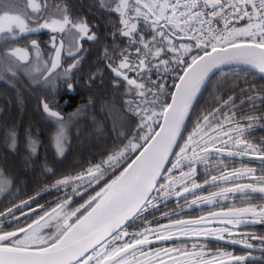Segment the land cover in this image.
I'll use <instances>...</instances> for the list:
<instances>
[{
  "label": "snow or ice",
  "instance_id": "6c2138e0",
  "mask_svg": "<svg viewBox=\"0 0 264 264\" xmlns=\"http://www.w3.org/2000/svg\"><path fill=\"white\" fill-rule=\"evenodd\" d=\"M99 7L118 14L119 27L117 23L109 22L113 28L111 37L113 40L124 38L126 47L117 52L115 49L118 45L114 44L113 50L109 52L108 46H105L102 59L114 74L113 87H125L123 110L139 118V134L101 163L75 176H63L51 187L72 184L73 192L79 194L77 189L80 186L86 184L91 187L103 179L109 169L125 159L128 153L142 150L119 176L86 201L91 211L77 217L75 223H69L68 220L76 216L80 208L65 212V207L71 201V196H68L51 213L46 212L27 228L4 231L0 227V264H225L224 257L229 258V264H242L250 257L223 252L206 256L203 251L196 250L198 246L195 244L192 246L193 251L172 248L145 253L142 248L151 243L150 235H155L157 240H167L177 234L229 239L231 243L242 244L246 249L253 248L249 240L259 239L264 245V237L234 231L241 225L264 224V204L252 203L257 195L264 199V140L262 145H255L247 138V134L257 127H264L261 123L264 121V90L249 85L237 91L235 82L227 87V82L218 84L217 92L224 89L225 93L231 92V95L227 99L223 95L215 96L218 106L202 115L183 146L177 143L197 93L214 69L223 65L243 64L264 74V0H99ZM221 22L222 27L219 26ZM236 22L243 24L237 26ZM93 27L95 25H89L84 17L73 18L72 9L66 0L63 3L57 0H0V47L26 35L48 30L54 50V55L41 64L42 53L36 40H32L28 46L7 49L0 58V80L9 75L12 79H18V73L13 71L14 66L33 78L43 77L40 82L54 87L52 77H60L56 70L62 66L61 55L66 42L68 56L74 59L63 72L64 78L69 79L81 63L79 53L83 50L82 41L99 40L96 32L92 31ZM186 40L194 41V44L184 42ZM29 47L34 50L35 64ZM170 72L177 74L178 82L172 85L174 91H169L166 84ZM129 73L134 75L130 76ZM98 75L102 74H93L90 79ZM244 83L248 85L247 81ZM66 86L69 91L73 90V84L67 83ZM237 97L243 98L237 101ZM41 105L47 116L60 124L55 137V149L62 155L66 142L64 117L53 111L46 101L42 100ZM245 105L248 106L247 111L253 114L237 119L238 112L244 110ZM224 108L230 111L223 113L221 119L219 114ZM258 112L260 114L256 115ZM118 122L122 125L124 120L117 121L114 116V128ZM153 125L158 126L159 131ZM225 125H228L227 130ZM209 132L215 135H209ZM8 139L14 149L17 134L10 132ZM136 140L143 143L134 142ZM174 145L179 148V152L174 153L176 160L170 162L168 157ZM29 147L31 152H36V142L31 138ZM213 153L258 160L262 174L256 175L257 169L247 166L234 168L230 172L216 168L220 175L205 179L203 184L197 183L196 165L211 164L210 156ZM165 162L171 163V168L167 169L170 173L173 169H180L179 176L169 177L168 184L157 187V177L161 175ZM218 163L222 165L223 160ZM184 166L187 171L183 170ZM46 170L52 172V169ZM208 172L206 168L205 175ZM241 177H249L251 182L236 183ZM230 180L233 181L230 187H219L218 191L207 196H195L189 206L213 203L217 197L228 199L230 193H239L241 203L246 204V207L209 212L207 216L195 220H173L158 228L145 227L131 234L129 241L113 246V242L130 235L123 228L126 221L149 208H157L159 196H152L153 192L164 198L173 195L180 198L209 183ZM176 184L181 186L179 190H176ZM13 186V182L0 171V193H9ZM34 199L29 197L0 212V218H3L0 219V225L8 217L18 223L19 217L15 212L20 211V215L24 216L23 206ZM163 215L168 216L169 213ZM45 217L56 220L58 224L57 232L47 239L41 235V228L47 225ZM60 220H63V224H59ZM212 220L222 226L193 227L211 223ZM149 223L145 221V224ZM237 235L239 239L234 238ZM137 251H140L143 259L136 256ZM173 252L183 259L172 256ZM162 256H167L168 261ZM251 259L264 261V256Z\"/></svg>",
  "mask_w": 264,
  "mask_h": 264
},
{
  "label": "trees",
  "instance_id": "16d2710c",
  "mask_svg": "<svg viewBox=\"0 0 264 264\" xmlns=\"http://www.w3.org/2000/svg\"><path fill=\"white\" fill-rule=\"evenodd\" d=\"M63 3L65 0H57ZM72 9L73 18L84 17L89 25H95L93 32L99 37L97 42L82 41L83 50L79 53L82 57L78 70L70 74L69 79L63 76L64 69L74 62L68 56V52L62 56V66L56 72L60 77H52L50 87L40 82V76L31 77L17 70L18 79H12L10 75L0 80V171L4 176L13 182V187L4 196H0V212L5 204H19L29 197L35 199L29 204L57 206L68 196L71 201L65 207L67 211L80 208L76 216L71 217L68 222L72 223L77 217L89 209L88 203L91 197L101 191L107 183H110L139 152H130L118 165L107 171L103 179L92 184L91 187L82 185L77 189L79 194L73 192V185L51 187L57 179L63 176H75L90 166L101 163L110 154L122 149L129 140L139 134L137 125L140 123L138 117L126 113L123 110L125 87H113V75L102 59L103 49L108 46L109 52L113 45H118L116 51L126 47L124 38L118 37L115 40L111 37L113 28L110 21L118 24V14L106 12L99 7V0H66ZM34 26V25H33ZM59 37V36H58ZM60 38V37H59ZM32 40H36L44 51V57L52 54L51 33L42 30L36 34H29L15 41L4 44L0 47V58L4 52L16 46H28ZM9 47V48H8ZM30 48V47H29ZM101 73L95 79H90L93 74ZM133 73H129L131 76ZM176 73L170 72L166 81L169 91L177 81ZM155 79V76H153ZM248 82V85L244 83ZM233 84L239 88L249 85H256L264 90V78L252 68L242 65H229L214 72L202 86L189 110L188 119L190 125H195L193 120L202 117L201 111L214 109L218 105L215 96L223 95L227 99L231 92H224V89L217 92L218 84ZM67 83L73 84V90L69 91ZM243 97H237V101ZM44 100L53 109L59 111L64 117L66 128V142L63 154L55 149V137L60 127L59 122L51 119L42 111L41 101ZM244 110L238 112V117L252 115ZM119 110V111H117ZM224 108L222 111H228ZM227 112V113H228ZM259 115L260 113H255ZM117 121L123 119L114 128L113 118ZM264 124V121H261ZM156 129L157 126L153 125ZM185 129V128H183ZM183 129L178 141L184 135ZM17 134V143L14 149L8 139L10 132ZM247 137L257 144L264 140V127H257L255 131L247 134ZM36 142V152L30 151L29 139ZM136 143H143L136 140ZM46 169H52V172ZM53 172L55 173L53 175ZM39 193V195H37ZM83 205V207H81ZM242 264H264L263 261L252 260Z\"/></svg>",
  "mask_w": 264,
  "mask_h": 264
},
{
  "label": "flooded vegetation",
  "instance_id": "af4514ba",
  "mask_svg": "<svg viewBox=\"0 0 264 264\" xmlns=\"http://www.w3.org/2000/svg\"><path fill=\"white\" fill-rule=\"evenodd\" d=\"M187 43H193L192 41H184ZM53 49V48H52ZM196 50L194 49V52ZM187 59V58H186ZM132 75V74H131ZM54 103H51L50 107L53 106ZM212 111V109L201 111L202 114H207L208 112ZM230 111V110H229ZM228 111H222L221 114H219L220 118L222 119V114L227 113ZM202 118V117H201ZM201 118H198L197 120H193L195 125L196 123L201 120ZM237 119H240V117H236ZM195 125H190V122L186 121L183 132L184 135L182 138L177 141V143L181 146L185 143L187 140V137L189 134L192 133V131L195 128ZM228 125H225V130H227ZM205 131H208L205 129ZM209 135H215V133L209 132ZM248 138V137H247ZM199 139V137H197ZM226 139V137H225ZM249 139V138H248ZM251 141V140H250ZM252 142V141H251ZM253 143V142H252ZM255 145H262L253 143ZM220 145H217L219 147ZM179 152V148L175 146L174 151L171 155V158L169 159L170 162H174L176 160V156L174 153ZM191 154V150H189V155ZM211 164L205 165L203 163H199L196 165L197 167V177H195L196 182L203 184L205 179H209L211 176H218L220 175V171H216V168H219L221 171H232L234 168L239 169L242 166L252 167L257 169L256 175H261L262 173L259 171L261 168V163L258 160H252L250 157L244 156H228L227 154H224L222 156H218L215 153H213L210 156ZM223 160V164H219L218 161ZM168 162L167 167L160 179V181L157 184V187H159L160 184H168L169 183V177H178L180 169H173L172 172H168L167 169L171 168V163ZM208 168L209 172L208 175H205V169ZM184 171H187V167H183ZM236 183H250L251 178L249 177H241L239 180L235 181ZM233 181H218L216 184L209 183L208 185H204L202 189H197L195 192H189L184 194V196L177 198L174 195L169 196L167 198H164L157 192H153L152 196H159L158 206L157 208H149L147 211L140 213L138 216L134 217L129 223H127L123 228L126 230L130 235L125 236L122 238V240L118 242H113V246H115V243H124L126 241H129L132 237L131 234L140 232L145 227H151V228H158L160 225H167L173 220H195L201 216H207L209 212H218L221 210H227L232 207L241 208L246 207L247 205L244 203H241L240 196L241 194H229L228 199H221L220 197H217L213 203H203V204H197L192 205L191 204L192 199L195 196H207L211 192L218 191L219 187H230L232 185ZM190 187V183L188 184ZM180 185L176 184L175 188L176 190L180 189ZM6 193H0L1 195H5ZM252 203L256 205L264 204V199H260L257 195V198L252 201ZM13 204H5L3 206L2 212H4L7 208L12 207ZM56 206H45V205H39V204H28L27 206H23V212L25 213L24 216L20 215V211H16L15 215L19 217V222L17 223L15 220L12 219V217H8L3 225H0V227L3 228L4 231H13L17 227H24L27 228L29 224H32L33 221H38L41 216H44V214L51 213L52 209ZM30 209H34L35 211H30ZM67 211V210H64ZM169 213L168 216H164L163 213ZM3 219V218H0ZM45 221L47 222V225L41 228V235L44 238H49L53 236L57 232V221L55 220H49L48 217H45ZM145 221H149L151 223L145 224ZM154 221V222H153ZM51 222V223H50ZM59 224H63V220L59 221ZM222 225L218 223L216 220H212L211 223L208 224H201V225H194L193 227L196 228H216L221 227ZM237 233H250L254 234L257 237H264V224H247V225H241L238 229H235ZM181 236H191L190 238L185 239H176L174 241H165L160 243H154V244H148L144 245L142 248V251L145 253L148 252H156L160 249H172V248H185L187 249H193V245H197L196 250L203 249L207 251L206 254H212L216 255L220 252L223 253H232L235 256H246V255H254L257 257L264 256V251H261L262 248H264V245L260 243L259 239L255 240H249L251 244H253L252 249H246L242 244H226L221 243L219 241L214 240L212 237H204L199 236L197 238L196 235H173L172 237H181ZM234 238L239 239V235L235 236ZM150 241L152 239H155V235L149 236ZM225 241L230 242L231 240L225 239ZM238 245V246H236ZM200 246H203L202 248ZM175 252L171 253L174 254ZM136 256L138 258L143 259L140 257V251H137ZM167 257V256H163ZM165 259V258H163ZM229 259L228 257H224V260ZM262 261L260 259H255ZM252 261V260H249ZM248 262V261H243Z\"/></svg>",
  "mask_w": 264,
  "mask_h": 264
},
{
  "label": "water",
  "instance_id": "95a60500",
  "mask_svg": "<svg viewBox=\"0 0 264 264\" xmlns=\"http://www.w3.org/2000/svg\"><path fill=\"white\" fill-rule=\"evenodd\" d=\"M60 38L58 37V40H59ZM192 42H194V41H192ZM50 46H51V43H50ZM63 52H64V50L62 51V55H61V65H62V56H63ZM52 55H54V50H52V54H51V56ZM231 65H242V66H246V67H249V68H252L251 66H249V65H243V64H231ZM51 65H50V63H49V65H48V67H50ZM226 66H229V65H223V66H221L220 68H217V69H214L213 70V72L210 74V76L214 73V72H216V71H218L219 69H221V68H223V67H226ZM60 68H58L57 70H59ZM253 70H255L256 72H258L262 77H264V74H261L258 70H256V69H254V68H252ZM56 70V71H57ZM112 73V72H111ZM112 75H113V77H114V74L112 73ZM210 76H209V78H210ZM42 79H43V77H41ZM208 78V79H209ZM207 79V80H208ZM206 80V81H207ZM176 82H178V80L176 81ZM202 88V87H201ZM172 91H174V88L172 89ZM198 94V93H197ZM169 102H170V99H169ZM41 108H42V105H41ZM52 110L53 111H56V112H59V111H57V110H55V109H53L52 108ZM42 111H43V108H42ZM44 112V111H43ZM45 113V112H44ZM60 113V112H59ZM46 114V113H45ZM61 114V113H60ZM62 115V114H61ZM63 116V115H62ZM160 123H162V120L160 121ZM156 131H159V127L157 126V128L155 129ZM179 138V137H178ZM178 138H177V141H178ZM174 148H175V145L173 146V151H174ZM142 149H140L139 150V152L133 157V159H135L136 158V156H138L139 155V153H140V151H141ZM173 151H172V153H173ZM172 153H170L169 154V157H168V161H169V159L171 158V155H172ZM132 159V160H133ZM131 160V161H132ZM131 161L129 162V163H131ZM128 163V164H129ZM127 164V165H128ZM167 164H168V162H165V166H164V169H162L161 170V175L159 176V177H157V184H158V182L160 181V179H161V177H162V175H163V173H164V171H165V169H166V167H167ZM127 167V166H126ZM124 170V169H123ZM122 170V171H123ZM121 171V172H122ZM120 172V173H121ZM120 173L117 175V176H119L120 175ZM115 179V178H114ZM152 195V194H151ZM95 205H93V207H94ZM88 211H91V208H89V209H87L82 215H80V216H83V215H86L87 214V212ZM79 216V217H80ZM134 218V217H133ZM132 218V219H133ZM132 219H130V220H128V221H126L125 222V224H124V226L127 224V223H129ZM75 221H76V219L72 222V223H75ZM123 226V227H124ZM191 236H181V237H178V238H176V237H172L171 239H167V240H157V239H152L151 240V244H154V243H160V242H165V241H174V240H176V239H185V238H190ZM197 237H199V236H196L195 238H197ZM214 240H216V241H219V242H221V243H226V244H229V245H231V244H233V243H230V242H227V241H225V240H217V239H215V238H213ZM236 246H238V245H236ZM246 257H250L248 260H246V261H249V260H253V259H251V257H256V258H259V257H257V256H254V255H246ZM264 262V261H263ZM225 264H229V259H227V260H225Z\"/></svg>",
  "mask_w": 264,
  "mask_h": 264
},
{
  "label": "rangeland",
  "instance_id": "374dc122",
  "mask_svg": "<svg viewBox=\"0 0 264 264\" xmlns=\"http://www.w3.org/2000/svg\"><path fill=\"white\" fill-rule=\"evenodd\" d=\"M9 48V47H8ZM40 51L42 53V59H41V64H43V61H47L48 58L44 57V51L42 50V48L40 47ZM29 52L32 53V60H33V64H35V56H34V50L29 48ZM68 52V45H67V42L65 43V48H64V53H67ZM51 57V54L49 56V59ZM49 65V64H48ZM65 210V209H64ZM65 212H70V211H65ZM56 221V220H55ZM48 222V221H47ZM51 223V222H50ZM187 251H193V249H187ZM197 251H203L205 253V255L207 256L208 254L207 251L203 250V249H200V250H197ZM172 256H175L177 257L178 259H183V257H180L178 253H174L172 254ZM165 258L164 260L167 262L168 261V257H163L162 256V259Z\"/></svg>",
  "mask_w": 264,
  "mask_h": 264
},
{
  "label": "built area",
  "instance_id": "2783aa9c",
  "mask_svg": "<svg viewBox=\"0 0 264 264\" xmlns=\"http://www.w3.org/2000/svg\"><path fill=\"white\" fill-rule=\"evenodd\" d=\"M237 23V26H242L243 22H236ZM220 27L223 26V23L221 22V24L219 25Z\"/></svg>",
  "mask_w": 264,
  "mask_h": 264
}]
</instances>
